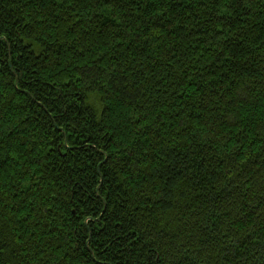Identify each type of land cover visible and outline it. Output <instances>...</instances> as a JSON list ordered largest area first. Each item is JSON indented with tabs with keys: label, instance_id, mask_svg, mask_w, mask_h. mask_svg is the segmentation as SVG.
I'll return each mask as SVG.
<instances>
[{
	"label": "trees",
	"instance_id": "16d2710c",
	"mask_svg": "<svg viewBox=\"0 0 264 264\" xmlns=\"http://www.w3.org/2000/svg\"><path fill=\"white\" fill-rule=\"evenodd\" d=\"M0 264H264V0H0Z\"/></svg>",
	"mask_w": 264,
	"mask_h": 264
}]
</instances>
